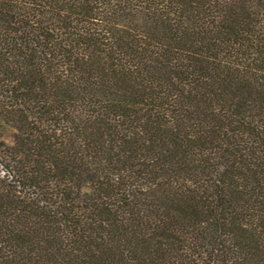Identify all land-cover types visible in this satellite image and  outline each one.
I'll use <instances>...</instances> for the list:
<instances>
[{
    "label": "trees",
    "instance_id": "trees-1",
    "mask_svg": "<svg viewBox=\"0 0 264 264\" xmlns=\"http://www.w3.org/2000/svg\"><path fill=\"white\" fill-rule=\"evenodd\" d=\"M0 264H264V0H0Z\"/></svg>",
    "mask_w": 264,
    "mask_h": 264
}]
</instances>
